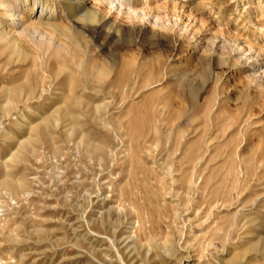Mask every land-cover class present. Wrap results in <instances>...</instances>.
I'll return each mask as SVG.
<instances>
[{"label": "rangeland", "instance_id": "rangeland-1", "mask_svg": "<svg viewBox=\"0 0 264 264\" xmlns=\"http://www.w3.org/2000/svg\"><path fill=\"white\" fill-rule=\"evenodd\" d=\"M0 1V264H264V0Z\"/></svg>", "mask_w": 264, "mask_h": 264}, {"label": "bare ground", "instance_id": "bare-ground-1", "mask_svg": "<svg viewBox=\"0 0 264 264\" xmlns=\"http://www.w3.org/2000/svg\"><path fill=\"white\" fill-rule=\"evenodd\" d=\"M2 1H4V0H2ZM37 2L38 1H40V0H36ZM42 1V0H41ZM47 1H48V3H47ZM1 2V1H0ZM5 3V9H6V11H7V13H8V16L11 18L10 20H11V22L10 23H16L17 24V22H19V21H22L23 19H24V17L22 16V15H20V17H19V19H16L15 17H16V15H15V13H14V9L10 6V2H9V4H7V2L6 1H4ZM112 2H117L118 3V5L120 6L122 3L120 2V0H110V3H112ZM42 4H41V8L43 9V8H45L46 10H48L49 12H51V14L50 15H54L55 14V10H54V3H55V1H53V0H45V2L44 1H42L41 2ZM3 4V2L1 3V5ZM3 4V5H4ZM77 6V9H78V11L80 12L81 11V8H80V6H81V4H77L76 5ZM3 7V6H2ZM41 9V10H42ZM80 17V18H79ZM78 17V20L80 19V21H78L77 22V24H79V25H83V27L84 26H87V25H93V26H96V28L94 29L95 31H97V32H99L100 31V28H101V25H103L100 21H99V18L96 16V14L94 13L93 15H90L89 13H86V12H82V13H80V16ZM2 20V19H1ZM38 20V19H37ZM50 20V19H49ZM2 23V22H1ZM34 22H29V24H33ZM45 25L46 24H49V25H52V26H54V24L53 23H49V22H43ZM55 27V26H54ZM82 27V28H83ZM95 33V32H94ZM8 36H10V37H13V34H11V33H9L7 30H5V28L4 27H2L1 26V24H0V39H6V38H9ZM10 39V38H9ZM11 40V39H10ZM15 40V39H14ZM14 40H13V42H14ZM15 45V44H14Z\"/></svg>", "mask_w": 264, "mask_h": 264}]
</instances>
